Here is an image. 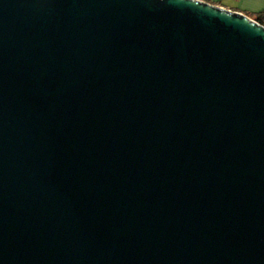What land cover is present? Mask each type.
<instances>
[{
    "label": "water",
    "instance_id": "obj_1",
    "mask_svg": "<svg viewBox=\"0 0 264 264\" xmlns=\"http://www.w3.org/2000/svg\"><path fill=\"white\" fill-rule=\"evenodd\" d=\"M0 264H264V25L0 0Z\"/></svg>",
    "mask_w": 264,
    "mask_h": 264
},
{
    "label": "crops",
    "instance_id": "obj_2",
    "mask_svg": "<svg viewBox=\"0 0 264 264\" xmlns=\"http://www.w3.org/2000/svg\"><path fill=\"white\" fill-rule=\"evenodd\" d=\"M225 8L241 11L250 17L264 16V0H206Z\"/></svg>",
    "mask_w": 264,
    "mask_h": 264
},
{
    "label": "trees",
    "instance_id": "obj_3",
    "mask_svg": "<svg viewBox=\"0 0 264 264\" xmlns=\"http://www.w3.org/2000/svg\"><path fill=\"white\" fill-rule=\"evenodd\" d=\"M253 19H256L258 22L264 25V16L257 15L256 17H253Z\"/></svg>",
    "mask_w": 264,
    "mask_h": 264
}]
</instances>
